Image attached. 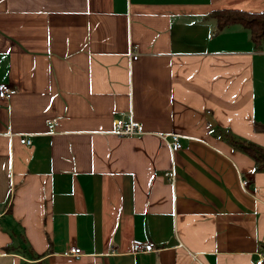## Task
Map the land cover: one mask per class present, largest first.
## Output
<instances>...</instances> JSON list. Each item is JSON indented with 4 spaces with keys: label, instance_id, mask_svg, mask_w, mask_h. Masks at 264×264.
I'll return each instance as SVG.
<instances>
[{
    "label": "crops",
    "instance_id": "crops-1",
    "mask_svg": "<svg viewBox=\"0 0 264 264\" xmlns=\"http://www.w3.org/2000/svg\"><path fill=\"white\" fill-rule=\"evenodd\" d=\"M218 9L264 0H0V83L17 90L0 99V264L264 258V171L224 137L264 148V38L219 30Z\"/></svg>",
    "mask_w": 264,
    "mask_h": 264
},
{
    "label": "trees",
    "instance_id": "trees-1",
    "mask_svg": "<svg viewBox=\"0 0 264 264\" xmlns=\"http://www.w3.org/2000/svg\"><path fill=\"white\" fill-rule=\"evenodd\" d=\"M210 17L216 21L219 30L231 24H240L250 31L251 38L258 46L264 38V10L249 12L238 9H218L210 12ZM256 130L264 131L263 124H254ZM227 141L236 149L248 154L256 163V170L264 171V148L251 142L224 135Z\"/></svg>",
    "mask_w": 264,
    "mask_h": 264
},
{
    "label": "built area",
    "instance_id": "built-area-1",
    "mask_svg": "<svg viewBox=\"0 0 264 264\" xmlns=\"http://www.w3.org/2000/svg\"><path fill=\"white\" fill-rule=\"evenodd\" d=\"M132 60H136L138 58V55L136 53L132 54ZM17 90L10 85L6 83H0V99L1 100H9ZM55 122H50L48 127L49 129H53L55 127ZM113 133L120 137H131L136 136L144 133L143 126L134 120H131L129 122H123L120 120H115L114 127H113ZM164 139L170 146L172 153L178 152L181 148V142L180 137L177 134H171L168 136H165ZM20 142L24 145L30 146L32 144V140L30 137L23 135L20 137ZM167 177L170 179V181H174L175 179V173L173 171H169L166 173ZM247 181H242L243 185H246ZM155 250V245L152 242L149 243H143L141 241H133L131 245V252L137 253V252H151ZM67 254L71 256H79L81 254V251L79 248L73 247L67 251ZM256 264H264V258L261 256L256 261Z\"/></svg>",
    "mask_w": 264,
    "mask_h": 264
}]
</instances>
